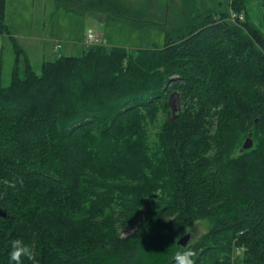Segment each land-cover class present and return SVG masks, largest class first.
<instances>
[{"label": "trees", "instance_id": "obj_1", "mask_svg": "<svg viewBox=\"0 0 264 264\" xmlns=\"http://www.w3.org/2000/svg\"><path fill=\"white\" fill-rule=\"evenodd\" d=\"M55 1L161 23L166 40L134 51L96 43L36 71L0 0L14 51L9 82L0 61V264L17 238L39 264H174L186 247L197 264H264V32L248 0L160 19L132 0ZM16 177L23 184L6 188ZM200 219L209 230L179 243Z\"/></svg>", "mask_w": 264, "mask_h": 264}, {"label": "rangeland", "instance_id": "obj_2", "mask_svg": "<svg viewBox=\"0 0 264 264\" xmlns=\"http://www.w3.org/2000/svg\"><path fill=\"white\" fill-rule=\"evenodd\" d=\"M215 1L217 0H132L138 10L150 13L157 19L163 16H179L183 11L188 12V5L192 4L207 8ZM229 14L226 20L235 21L236 14ZM242 15L241 20H246V15ZM240 16L241 14L239 18ZM248 18L264 32L262 0H248ZM6 23L11 32L18 35V43L26 50L36 71L41 70L46 60L55 59L61 54H81L86 47L96 43L107 47L123 46L134 51L139 48H161L166 40L165 25L161 23L115 16L105 10L88 7L80 12L66 11L58 8L55 0H7ZM89 32H93L100 41L91 42L88 38ZM58 45L61 47L58 48ZM3 49L4 81L9 82L14 51L7 36H0V55ZM170 103L176 110L181 105L177 95L171 97ZM163 119L164 115L160 113L157 120L148 125L150 147H154ZM210 226L209 220L200 219L177 237L180 239L189 235L188 243H192L199 240ZM133 229L134 227L125 228L122 232L129 234Z\"/></svg>", "mask_w": 264, "mask_h": 264}, {"label": "clouds", "instance_id": "obj_3", "mask_svg": "<svg viewBox=\"0 0 264 264\" xmlns=\"http://www.w3.org/2000/svg\"><path fill=\"white\" fill-rule=\"evenodd\" d=\"M3 184L6 188L16 189L18 184H23V180L16 177L11 180H4ZM8 256L9 264H25V261L31 262V264H39L33 247L20 238L10 241ZM196 257V251L186 247L183 251L176 253L174 264H197Z\"/></svg>", "mask_w": 264, "mask_h": 264}, {"label": "water", "instance_id": "obj_4", "mask_svg": "<svg viewBox=\"0 0 264 264\" xmlns=\"http://www.w3.org/2000/svg\"><path fill=\"white\" fill-rule=\"evenodd\" d=\"M253 145V140L249 136L246 141L244 142V148H250ZM0 216L7 217L8 214L0 207ZM189 241V235H185L180 238L179 243L186 245Z\"/></svg>", "mask_w": 264, "mask_h": 264}, {"label": "built area", "instance_id": "obj_5", "mask_svg": "<svg viewBox=\"0 0 264 264\" xmlns=\"http://www.w3.org/2000/svg\"><path fill=\"white\" fill-rule=\"evenodd\" d=\"M240 17L243 19V15H241ZM88 38L91 40V42L100 41V39L93 32H89Z\"/></svg>", "mask_w": 264, "mask_h": 264}, {"label": "crops", "instance_id": "obj_6", "mask_svg": "<svg viewBox=\"0 0 264 264\" xmlns=\"http://www.w3.org/2000/svg\"><path fill=\"white\" fill-rule=\"evenodd\" d=\"M11 31V30H10ZM12 33V32H11ZM15 37H16V39H17V37H18V35L17 34H14V33H12ZM61 46L60 45H58V48H60ZM57 48V49H58ZM56 49V48H55ZM25 52H26V50H25ZM27 53V52H26ZM74 54V53H73ZM4 49H3V51L1 52V55H0V61H2V59L4 58Z\"/></svg>", "mask_w": 264, "mask_h": 264}, {"label": "bare ground", "instance_id": "obj_7", "mask_svg": "<svg viewBox=\"0 0 264 264\" xmlns=\"http://www.w3.org/2000/svg\"><path fill=\"white\" fill-rule=\"evenodd\" d=\"M74 150V149H73ZM72 152V151H71ZM79 152V151H78Z\"/></svg>", "mask_w": 264, "mask_h": 264}]
</instances>
